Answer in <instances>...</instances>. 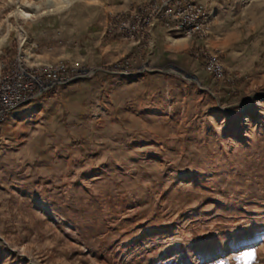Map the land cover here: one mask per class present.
I'll return each instance as SVG.
<instances>
[{"label":"rangeland","instance_id":"rangeland-1","mask_svg":"<svg viewBox=\"0 0 264 264\" xmlns=\"http://www.w3.org/2000/svg\"><path fill=\"white\" fill-rule=\"evenodd\" d=\"M94 1L0 0V58L21 28ZM213 1L232 17L222 51L205 44L214 24L181 60L148 59L152 31L121 39L132 51L114 63H55L79 76L55 115L25 104L2 118L0 264H264V0ZM125 63L130 93L110 79L109 96L90 94L100 71L130 81L113 71Z\"/></svg>","mask_w":264,"mask_h":264},{"label":"crops","instance_id":"crops-1","mask_svg":"<svg viewBox=\"0 0 264 264\" xmlns=\"http://www.w3.org/2000/svg\"><path fill=\"white\" fill-rule=\"evenodd\" d=\"M141 1L143 0H95L94 3H72L51 23L46 22L43 27L39 25L41 29L37 25L36 27L29 25L25 29L21 28V32L14 38L16 51L23 55V61L28 67L53 65L61 61L72 67L114 63L131 52L132 47L122 42L118 35H107L105 33L106 24L111 15L124 13L129 5H135ZM199 1L214 13V31L212 37L205 44L210 49L222 51L231 43L230 36L232 33L224 31L221 23L225 19L230 20L232 17L226 14L222 17L217 15L216 5L218 4L213 0ZM6 37L7 35H5V41ZM151 42L152 47L147 52V58L152 60H159L163 57L181 60L189 47L188 37L174 30L167 32L161 23L153 28ZM15 57L16 54L13 59ZM0 63L8 65L2 60ZM125 77L131 79L133 75ZM98 79L102 81L99 87L96 86L99 82ZM110 79H120V82H115L113 86L116 88L115 91L119 90L122 93L123 87L126 92L129 91L130 93L133 84H135L133 79L129 81L121 75L107 71L94 73L89 78H84V82L86 85H90V94L91 90L97 89L100 95L105 93L106 96H109L114 89L113 86L111 89L107 86ZM71 84L72 81L54 87L26 103L25 108H36L39 117H47L49 114L55 115V107L62 106L63 101L69 100L70 94L67 92H71L73 86H76V82ZM86 88L85 86V91L88 92ZM106 88L109 90L106 91Z\"/></svg>","mask_w":264,"mask_h":264},{"label":"built area","instance_id":"built-area-1","mask_svg":"<svg viewBox=\"0 0 264 264\" xmlns=\"http://www.w3.org/2000/svg\"><path fill=\"white\" fill-rule=\"evenodd\" d=\"M214 13L199 0H144L124 13L112 15L105 27L107 35H118L120 39L135 41L147 37L161 23L167 32L178 31L185 37L205 36L213 24ZM204 70L213 78L221 80L223 67L214 53H201ZM19 52L8 64L0 63V121L4 116L35 97L65 85L79 77L74 70L64 66L37 65L28 67ZM115 73L132 76L127 63L115 67ZM138 74V73H137ZM90 75L85 73L81 77Z\"/></svg>","mask_w":264,"mask_h":264},{"label":"bare ground","instance_id":"bare-ground-1","mask_svg":"<svg viewBox=\"0 0 264 264\" xmlns=\"http://www.w3.org/2000/svg\"><path fill=\"white\" fill-rule=\"evenodd\" d=\"M51 1L52 0H50V2ZM53 1H55V3H54L55 9H59V8L64 7L65 5H67L69 0H53ZM17 13L22 19H27V18H29L31 16L30 13L24 12L22 10H18Z\"/></svg>","mask_w":264,"mask_h":264},{"label":"trees","instance_id":"trees-1","mask_svg":"<svg viewBox=\"0 0 264 264\" xmlns=\"http://www.w3.org/2000/svg\"><path fill=\"white\" fill-rule=\"evenodd\" d=\"M15 47H16L15 43L14 42L11 43V45L5 50V54L7 55L5 57L4 56L1 57L0 60L4 61L6 64H9L12 61L13 57L12 56L9 57L8 54L11 50H14Z\"/></svg>","mask_w":264,"mask_h":264}]
</instances>
